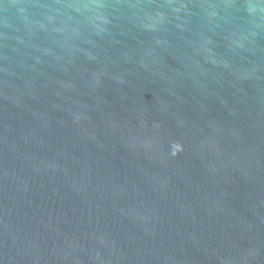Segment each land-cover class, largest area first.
Returning <instances> with one entry per match:
<instances>
[{"label": "water", "instance_id": "obj_1", "mask_svg": "<svg viewBox=\"0 0 264 264\" xmlns=\"http://www.w3.org/2000/svg\"><path fill=\"white\" fill-rule=\"evenodd\" d=\"M0 264H264V0H0Z\"/></svg>", "mask_w": 264, "mask_h": 264}]
</instances>
